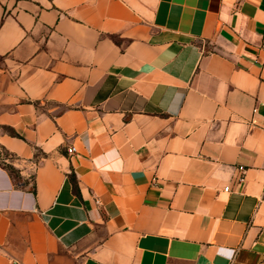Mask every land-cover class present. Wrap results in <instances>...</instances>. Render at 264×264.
<instances>
[{"label":"crops","instance_id":"obj_1","mask_svg":"<svg viewBox=\"0 0 264 264\" xmlns=\"http://www.w3.org/2000/svg\"><path fill=\"white\" fill-rule=\"evenodd\" d=\"M263 187L264 0H0V264H264Z\"/></svg>","mask_w":264,"mask_h":264},{"label":"built area","instance_id":"obj_2","mask_svg":"<svg viewBox=\"0 0 264 264\" xmlns=\"http://www.w3.org/2000/svg\"><path fill=\"white\" fill-rule=\"evenodd\" d=\"M74 150H75V149H74L73 147H71V148L69 149L70 152H72V151H74ZM238 171H239L238 181H241V180L243 179L242 174H243V171H244V167H243V166H239V167H238ZM224 190H225V191H228V190H229V186H225V187H224ZM261 201L264 202V187H263V190H262Z\"/></svg>","mask_w":264,"mask_h":264}]
</instances>
